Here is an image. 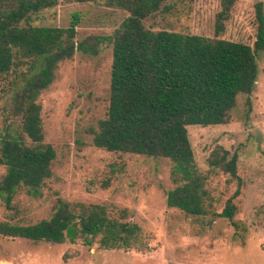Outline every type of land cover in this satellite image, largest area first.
Segmentation results:
<instances>
[{
    "label": "rangeland",
    "instance_id": "374dc122",
    "mask_svg": "<svg viewBox=\"0 0 264 264\" xmlns=\"http://www.w3.org/2000/svg\"><path fill=\"white\" fill-rule=\"evenodd\" d=\"M264 0H236L215 34L220 0L168 1L143 24L152 31L197 35L211 40L253 46L256 37L255 4ZM78 13L77 38L108 36L127 13L113 0H59L33 18V25L67 27ZM112 47L101 45L98 55L76 54L59 64L52 84L38 97L44 142L56 153L53 177L33 199L20 191L14 210L0 201V223L34 224L48 219L58 200L101 206L108 216L135 223L140 235L129 250L71 244L33 243L0 234V264H264V52L257 58L258 75L249 96L239 95L228 124L188 126V139L198 173L208 191L207 214L186 216L166 205L173 188V163L168 159L120 154L95 148L91 130L107 113ZM0 77V133L12 88ZM250 100V107L246 100ZM16 124L18 121L15 120ZM222 148L236 154L239 194L234 224L215 218L238 187V180L208 164L211 152ZM5 169L0 166V178Z\"/></svg>",
    "mask_w": 264,
    "mask_h": 264
},
{
    "label": "trees",
    "instance_id": "16d2710c",
    "mask_svg": "<svg viewBox=\"0 0 264 264\" xmlns=\"http://www.w3.org/2000/svg\"><path fill=\"white\" fill-rule=\"evenodd\" d=\"M59 0H0V77L13 79L3 130L0 133V201L14 210L13 200L23 191L33 199L53 177L54 148L44 142L38 97L54 81L59 64L76 54L96 56L101 45L112 47L109 101L106 116L91 130L95 148L120 154L168 159L173 163V188L166 205L186 216L207 214L208 191L198 173L188 139V126L228 124L239 95L249 96L256 85L257 58L264 52L263 4H255L256 37L253 46L197 35L146 29L143 21L168 1L113 0L127 13L111 35L77 38L78 13L67 27L33 25V18ZM86 3L88 0H76ZM191 1V0H189ZM236 0H220L215 34ZM250 107V100H246ZM15 120L18 121L16 124ZM236 154L214 149L208 164L237 177ZM215 218L232 224L236 207L232 198ZM0 234L33 243L48 242L103 249L129 250L140 228L135 223L111 218L101 206L69 204L58 200L48 219L34 224L0 223Z\"/></svg>",
    "mask_w": 264,
    "mask_h": 264
}]
</instances>
